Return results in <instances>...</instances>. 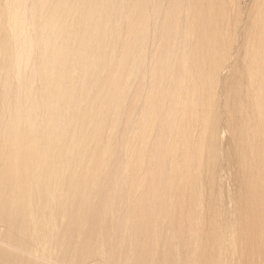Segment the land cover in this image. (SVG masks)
I'll use <instances>...</instances> for the list:
<instances>
[{
  "label": "bare ground",
  "instance_id": "bare-ground-1",
  "mask_svg": "<svg viewBox=\"0 0 264 264\" xmlns=\"http://www.w3.org/2000/svg\"><path fill=\"white\" fill-rule=\"evenodd\" d=\"M0 264H264V0H0Z\"/></svg>",
  "mask_w": 264,
  "mask_h": 264
}]
</instances>
